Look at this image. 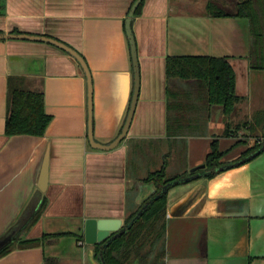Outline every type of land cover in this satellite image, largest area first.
I'll use <instances>...</instances> for the list:
<instances>
[{"label": "crops", "instance_id": "1", "mask_svg": "<svg viewBox=\"0 0 264 264\" xmlns=\"http://www.w3.org/2000/svg\"><path fill=\"white\" fill-rule=\"evenodd\" d=\"M135 1L0 0V34L48 36L83 56L93 84V134L102 144L121 133L131 104L134 70L126 19ZM208 2L142 1L131 22L139 94L126 137L110 150L89 141L87 77L79 61L48 41L0 38V237L37 188L46 155L48 179L41 191L46 205L22 236L74 234L45 246L15 247L0 264H45V256L56 264H100L96 243L86 242L87 220L118 218L125 225L156 189L143 179L165 160L169 175H182L205 164L214 140L229 150L222 159L228 164L261 142L264 70L253 62L263 54H252L248 18L210 16ZM169 56L226 57L239 97L231 117L217 105L206 113L194 109L191 129L169 137ZM11 86L43 93L51 117L43 136L6 135ZM252 137L256 140L249 142ZM167 215L165 255L158 261L156 252L134 257V264H264V151L216 177L199 175L174 185Z\"/></svg>", "mask_w": 264, "mask_h": 264}, {"label": "trees", "instance_id": "2", "mask_svg": "<svg viewBox=\"0 0 264 264\" xmlns=\"http://www.w3.org/2000/svg\"><path fill=\"white\" fill-rule=\"evenodd\" d=\"M232 3L233 8L226 9L215 0H209L206 13L210 16L248 18L252 34V54L254 52L263 54L260 60L254 59L253 64L256 68L264 70V0H232ZM141 5L142 2L134 15L140 13ZM166 68L167 133L169 137L181 135L191 129V112L194 109H205L204 113H206L211 107L217 105L222 107L226 118L231 117L239 97L235 92V74L226 57L169 56ZM50 120L51 117L45 110L44 95L40 90L31 91L10 87L5 125L7 136L18 134L43 136ZM255 133L257 131L252 127L250 136H254ZM263 145L264 133L261 142L255 143L238 160L254 153ZM263 151L264 149L261 153ZM228 152L229 150L219 148L217 140L212 141L210 152L205 160V167L196 172L201 176L216 177L224 171L220 170L221 167L228 164L222 160ZM167 162L165 160L161 169L150 172L143 179L145 183H154L156 189L152 196L125 220V225L130 224L127 230L106 247L103 246L106 240L95 244V256L100 264H134L132 261L134 257L144 255L145 258L155 252L158 261L165 255L168 192L174 185L185 182L181 181L183 178L196 173L185 172L182 175H169ZM45 205V197L36 188L19 217L0 237L11 236L13 238L10 244L0 250V257L8 254L15 247L45 246L51 240H56L61 236L74 235L72 233L43 234L38 238L22 236L39 219ZM147 244H149L148 248ZM157 261L153 260L149 264H157ZM44 262L45 264H56L57 259L45 256Z\"/></svg>", "mask_w": 264, "mask_h": 264}, {"label": "water", "instance_id": "3", "mask_svg": "<svg viewBox=\"0 0 264 264\" xmlns=\"http://www.w3.org/2000/svg\"><path fill=\"white\" fill-rule=\"evenodd\" d=\"M143 0H136L135 3L132 5L131 10L129 12V17L126 19V31L129 38L130 46H131V56L133 61V70H134V90L133 95L131 99V104L129 107V111L125 120V123L123 125V128L121 130V133L109 144H102L95 140L94 134H93V84H92V77L90 69L83 58L81 54H79L76 50L69 47L65 43L48 37V36H36V35H29V34H0V38L4 36L12 37V38H29V39H37V40H44L51 42L66 51L70 52L81 64V66L84 69V72L87 77V97H88V138L93 147L104 149V150H110L115 148L120 142L124 140V138L127 135L129 126L131 124L133 114L135 111L137 98L139 94V85H140V70H139V62L137 57V46H136V40L135 36L133 34V30L131 27V22L134 17L135 11L137 7L140 5V3ZM264 149V145L256 150L254 153L246 156L245 158L226 164L225 166L221 167L220 170H226L230 167H233L235 165L242 164L243 162H246L248 160H251L252 158L256 157L261 153V151ZM205 167V164L195 167L191 169V172L194 173L198 169H203ZM199 173H195L191 176H187L183 178L181 181H187L188 179L194 178L199 176ZM47 179H48V155L45 156L42 170L38 179L37 188L40 191H44L47 185ZM178 183V181H176ZM139 215V214H138ZM137 215V216H138ZM130 226L128 225H122V220L118 218H104V219H88L86 222V242L89 244H95L98 242L105 241L103 244L104 247L108 246V244L114 240L116 237L122 235L127 228ZM13 241V238L11 236H3V238H0V250L3 249L5 246L10 244ZM104 264V263H103Z\"/></svg>", "mask_w": 264, "mask_h": 264}, {"label": "rangeland", "instance_id": "4", "mask_svg": "<svg viewBox=\"0 0 264 264\" xmlns=\"http://www.w3.org/2000/svg\"><path fill=\"white\" fill-rule=\"evenodd\" d=\"M196 1H198V0H196ZM224 2H227V0H223ZM229 1V3H224V2H218V0H216V2L217 3H219L220 5H222L223 7H225L226 9H232L233 8V3H232V0H228ZM214 108H221V107H219V106H217V107H214ZM219 123H217L216 124V126H215V129L216 130H218L219 128L217 127V125H218ZM249 137V136H248ZM246 138H247V136H246ZM247 140V139H246ZM256 139L254 138V137H252V138H250L248 141L249 142H254ZM161 241V240H160ZM160 244V243H159ZM149 247V244H147V248ZM159 248H160V245H159ZM158 248V249H159ZM145 253V252H144ZM144 256V255H143ZM142 256V257H143Z\"/></svg>", "mask_w": 264, "mask_h": 264}, {"label": "built area", "instance_id": "5", "mask_svg": "<svg viewBox=\"0 0 264 264\" xmlns=\"http://www.w3.org/2000/svg\"><path fill=\"white\" fill-rule=\"evenodd\" d=\"M81 244H83L82 242H80Z\"/></svg>", "mask_w": 264, "mask_h": 264}]
</instances>
